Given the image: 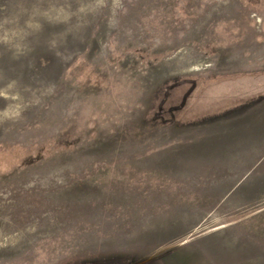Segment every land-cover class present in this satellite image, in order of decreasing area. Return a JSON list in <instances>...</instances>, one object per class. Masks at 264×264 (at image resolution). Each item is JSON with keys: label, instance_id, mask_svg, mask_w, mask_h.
Returning a JSON list of instances; mask_svg holds the SVG:
<instances>
[{"label": "rangeland", "instance_id": "374dc122", "mask_svg": "<svg viewBox=\"0 0 264 264\" xmlns=\"http://www.w3.org/2000/svg\"><path fill=\"white\" fill-rule=\"evenodd\" d=\"M0 264H264V0H0Z\"/></svg>", "mask_w": 264, "mask_h": 264}]
</instances>
